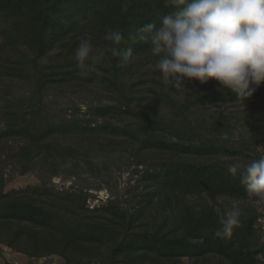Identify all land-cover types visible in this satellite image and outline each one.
<instances>
[{
    "label": "trees",
    "instance_id": "trees-1",
    "mask_svg": "<svg viewBox=\"0 0 264 264\" xmlns=\"http://www.w3.org/2000/svg\"><path fill=\"white\" fill-rule=\"evenodd\" d=\"M173 10L168 0H0V252L64 264H264V199L228 172L264 155V84L244 101L212 80L187 84L191 94L166 85L138 29ZM111 29L119 45L104 39ZM87 37L106 51L85 74L74 49ZM129 48L135 59L124 61ZM70 92L89 98L84 111ZM238 104L253 106L239 117ZM122 164L144 166L133 203L111 190L90 208L89 189ZM11 165L38 183L5 190ZM220 199L263 212L246 208L231 236L218 235Z\"/></svg>",
    "mask_w": 264,
    "mask_h": 264
},
{
    "label": "clouds",
    "instance_id": "clouds-1",
    "mask_svg": "<svg viewBox=\"0 0 264 264\" xmlns=\"http://www.w3.org/2000/svg\"><path fill=\"white\" fill-rule=\"evenodd\" d=\"M173 11L163 15L159 26L144 24L138 32L150 42L155 57L152 67L166 85L191 94L187 84L217 82V91H231L239 100L251 97L264 84V0H168ZM147 34V35H145ZM106 41L119 45L118 29L107 31ZM106 49L94 48L91 37L82 38L74 59L82 73L94 70ZM120 55L118 47L111 49ZM124 61L135 59L131 48ZM238 134L237 132L233 133ZM228 172L244 185L249 196L264 199V155L246 165L232 163ZM237 206L220 219L217 234L231 236L240 224Z\"/></svg>",
    "mask_w": 264,
    "mask_h": 264
},
{
    "label": "rangeland",
    "instance_id": "rangeland-1",
    "mask_svg": "<svg viewBox=\"0 0 264 264\" xmlns=\"http://www.w3.org/2000/svg\"><path fill=\"white\" fill-rule=\"evenodd\" d=\"M71 93V94H70ZM67 93V97L70 94L71 98L74 99V101L77 102V104L79 103V108L81 109L80 111H84V109L86 108V104L83 102L84 100H89V98L86 97H81L76 96L75 93L70 92ZM94 98V97H93ZM97 98H95L96 100ZM66 100H68V98H66ZM91 100V99H90ZM76 105V104H75ZM253 105H243V104H238V106L236 107H232L231 109L239 116L242 117L243 113L245 112L244 109H246L247 107H251ZM258 151L259 152H264V149H262V146H258ZM134 166H127L125 164H122L119 167L114 166L112 168V178L109 180L110 182L107 183H103L102 184V188H100L99 190H96L95 188H91L89 189V192L91 193L92 196H90L88 198L87 204L89 205V207H93L94 205L100 204L102 202H105L108 197H110V191L113 190L115 193H117L119 195V197H121L120 199L124 200L125 203L131 205L133 202H129V201H134L132 200V196L135 192L141 190V187L144 185V182L142 181V179L140 178V175H142L141 169L144 166H139L138 171H136V168H133ZM4 178H5V184H4V189L5 190H10V189H17V188H22L25 187L29 184H35L38 183V179L36 177V174L33 172H27L24 174H21L20 172H18L15 167L13 165L8 166L7 168H5V172H4ZM53 182L56 183V185L58 187L61 186H65L68 187L71 183V181H65L62 182L60 177H54L53 178ZM82 186H87L90 184H94L91 182H81ZM146 183V182H145ZM123 201V202H124ZM242 204L240 202H235V201H228L226 199H220L218 201V207L221 210H226L229 211L230 209L233 208V206H237L240 208L241 213H243V211H245L246 208H255L257 209L258 212L262 213V206L259 202L256 201H246L243 204V207L241 206ZM223 207V208H222ZM259 223L262 226V239L264 240V216H261L259 219Z\"/></svg>",
    "mask_w": 264,
    "mask_h": 264
},
{
    "label": "crops",
    "instance_id": "crops-1",
    "mask_svg": "<svg viewBox=\"0 0 264 264\" xmlns=\"http://www.w3.org/2000/svg\"><path fill=\"white\" fill-rule=\"evenodd\" d=\"M0 264H64L63 259L58 256L48 257H29L25 253L12 251L11 249L1 246Z\"/></svg>",
    "mask_w": 264,
    "mask_h": 264
}]
</instances>
